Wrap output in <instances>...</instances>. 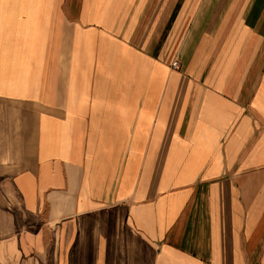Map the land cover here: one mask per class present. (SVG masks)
<instances>
[{
	"label": "crops",
	"instance_id": "1",
	"mask_svg": "<svg viewBox=\"0 0 264 264\" xmlns=\"http://www.w3.org/2000/svg\"><path fill=\"white\" fill-rule=\"evenodd\" d=\"M0 264H264V0H0Z\"/></svg>",
	"mask_w": 264,
	"mask_h": 264
},
{
	"label": "rangeland",
	"instance_id": "2",
	"mask_svg": "<svg viewBox=\"0 0 264 264\" xmlns=\"http://www.w3.org/2000/svg\"><path fill=\"white\" fill-rule=\"evenodd\" d=\"M171 56V55H170ZM170 60H171V62H170V67L172 68V69H179L180 68V64H181V61H180V59L178 58V56L177 55H172V57H170ZM177 61L178 63H177V66H172V62L173 61Z\"/></svg>",
	"mask_w": 264,
	"mask_h": 264
},
{
	"label": "built area",
	"instance_id": "3",
	"mask_svg": "<svg viewBox=\"0 0 264 264\" xmlns=\"http://www.w3.org/2000/svg\"><path fill=\"white\" fill-rule=\"evenodd\" d=\"M177 63H178V62L174 60V61L172 62V66H174V67L177 66Z\"/></svg>",
	"mask_w": 264,
	"mask_h": 264
}]
</instances>
